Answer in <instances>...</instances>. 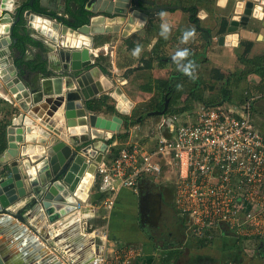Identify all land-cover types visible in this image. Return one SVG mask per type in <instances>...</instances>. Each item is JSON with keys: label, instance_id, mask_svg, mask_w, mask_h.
I'll return each instance as SVG.
<instances>
[{"label": "water", "instance_id": "1", "mask_svg": "<svg viewBox=\"0 0 264 264\" xmlns=\"http://www.w3.org/2000/svg\"><path fill=\"white\" fill-rule=\"evenodd\" d=\"M6 1L9 0H0V23H9L7 36L0 37V66L11 72L7 70L1 79L10 93L16 95L14 99L24 112L14 116L7 125L8 147L0 156V264H63L49 251L44 239L54 243L66 241L69 251L74 255L81 253L77 261L68 259L71 264H85L81 259H92L94 254L91 264H101L99 255L104 254V237L82 232L81 211L83 203L88 201L96 169V164L87 159L103 160L112 137L108 132H119L124 119L120 115L107 118L87 107L88 101L113 90L115 85L94 59L98 52L93 43L98 35L119 32L121 27L127 36L134 26L136 29L143 26L156 13L184 10V7L158 4L154 0H84L87 21L72 27L68 22L74 23L83 14H74V17L67 14V0H39L37 6V0L25 3L11 0L15 1L14 6H6ZM75 4L71 2L72 6ZM21 17L25 29L41 35L43 39L29 32L43 43L47 53V73L42 75L37 87L15 63L12 35ZM37 17L48 20L50 26L36 25ZM251 18H264V0L237 1L227 34L237 39L239 36L254 39L255 34L244 28ZM56 52L63 60L61 63L53 59ZM105 79L111 84L106 86ZM54 83L59 86L56 90H53ZM90 86L96 88L87 93L85 89ZM27 98L30 100L26 107ZM166 113L167 102L162 110L148 111L144 116ZM37 119L51 132L45 137L51 139L55 135L56 140L50 145L29 142L32 139L26 133L36 125ZM80 158L85 163L79 178L73 180L69 174ZM101 196L102 193L96 194L97 198ZM143 205L141 196V210ZM34 219L45 222L42 228L38 229V224L33 226ZM54 225L60 229L56 235H52Z\"/></svg>", "mask_w": 264, "mask_h": 264}, {"label": "crops", "instance_id": "2", "mask_svg": "<svg viewBox=\"0 0 264 264\" xmlns=\"http://www.w3.org/2000/svg\"><path fill=\"white\" fill-rule=\"evenodd\" d=\"M73 1L75 2V0H67L66 2L67 14L75 11L77 8L76 4L75 6L71 5V2ZM154 1L158 4L182 5L184 10L172 9L160 11L156 13L154 17H150L143 26L137 29L134 26L133 30H131L127 36L124 35L123 27H121L119 32L98 35L93 43L94 48H97V51L95 50V52L102 51L103 53H106L104 55H110L109 62L111 63V71L119 82V88L122 90L123 94L124 91L122 86H129V94L127 93L126 95L125 93L124 96H126L127 100L131 103H133V100L134 102L143 101L144 98L149 97V95L150 97H153L157 93L159 95L161 94V92L156 89H153L152 92L144 91L143 87L146 86L150 80L155 81L159 78H171L174 83L179 79H191L182 72H173L172 74L169 72L170 76L166 74L168 71H166V73L156 72L155 74L156 63H161L166 67L162 66L160 68L162 71L170 68V64L175 63L173 62V56H171L170 52L175 54L178 50L182 49H188L190 51L188 60L194 62L196 70L197 68L201 69L203 63H209L211 61L215 63H213V69L217 68L223 72H227V77L229 76L238 80L239 77L242 76V81H245V83L249 80L254 82L260 80V77L254 73L255 69L249 61L258 57H261V60L264 61V18H251L249 23L244 26V28L255 34L254 39H247L242 36H239L237 39L234 35L219 33L218 31V13L226 11L228 3H230L229 0ZM37 4H39V0H37ZM161 12L166 13L165 20L171 25L172 29L167 39L160 36ZM193 16H196L197 20H193ZM213 17L216 20V23L213 21L212 24H208V21L211 22V18ZM190 29L195 30V37L189 40L188 43H181L180 41L183 32ZM23 30L24 27H21V33ZM32 34L36 38L43 39L37 32L32 31ZM121 41L128 44L129 50H126V48L123 50L121 47L122 56L118 57L117 53L121 46ZM137 45H140L142 48L139 58H135L132 55L133 49ZM209 50L210 57L207 54ZM14 51L16 59L19 57V52L16 49H14ZM37 56H40L42 61L45 62L44 65L46 66L47 72V53L40 48L29 46L25 53V59L29 61L35 60ZM235 56L236 58H234ZM98 57L99 56L97 55L94 59L102 67V61L98 60ZM53 59H55L57 63L63 61L59 52L55 53ZM238 59L245 62L246 65L243 66L245 67V70L238 69L234 71V67L238 65L235 61ZM185 63H187V61H185ZM231 67L233 68V72L229 71ZM128 69L132 70V72H130V77L124 76V72ZM26 74L28 75V81L37 87L41 82L42 75L45 76L46 73H43L40 70H28ZM192 79L190 80L191 83L197 85V82L201 79L199 72L195 73V78ZM105 80H107L105 84L111 83L110 80ZM91 86L87 87V93H91L92 90H95L96 87ZM247 91L248 90L246 89L245 92ZM255 91L256 90H254L251 95L248 91V94L244 93L245 96H242V94L239 93V96L236 98L239 99V101H242L246 100V97L248 96L249 98L254 99L255 97H264V93ZM0 95L9 100L8 94L5 92H0ZM219 98L221 99L219 101L221 103H231L229 102L230 99H225L223 93L219 95ZM233 98L231 97V100H234ZM219 102L216 104H220ZM252 110L258 111V108L254 109V105H252ZM259 114V121L261 119L263 120L264 112ZM148 121L151 122L150 119ZM41 127V136L26 133L29 139H32L29 142H31V144L50 145L56 140V138H54L55 135L52 134L53 137L51 139L46 138L43 135H47V133L50 134L51 132L47 128L43 126ZM149 128L152 127L144 128L141 124L135 125L134 128H131L128 131V140L130 139L129 141H134L139 139L143 134L147 133ZM108 133L109 135L111 134L112 137L113 135L118 136V133ZM5 141L6 144L3 152L8 147L6 136ZM126 141L122 142L117 137L114 142L116 144L120 143L119 146L122 148ZM2 153H0V156ZM107 156L110 157V153ZM1 168L2 167L0 166V170ZM150 181V178H145L140 183L143 184ZM97 190L98 186L93 182V186L89 192L88 201L83 203V212L85 210V213L82 212L83 214L81 216L83 218L84 227L89 224L92 228L93 235L103 236L105 239L104 242H102L104 254L103 256L99 255V257L102 258L101 264H116L118 259L128 256L130 257L129 264H213L212 262L215 264H250V254H243L245 253L243 244H239L241 245L242 250L238 248L239 245L237 246L238 242L243 241H238L239 239H236L227 229L223 230L220 237L219 234L216 233L215 237L210 240H199L191 237L190 232L188 231L187 220L186 218H183V236L175 237V233H171V236L167 238V240L152 239L151 237L146 236L141 223L139 222V210H141L140 199L142 193L137 187L124 188L117 192L114 195L115 203L111 209H108L103 205L106 200V195L105 197L104 194L100 198L96 197V194L98 193L96 192ZM87 207H91L92 210L90 211L86 209ZM155 226L157 227L158 225ZM165 230L167 229H164V231ZM168 231H171L170 228ZM262 255L264 258V254ZM89 259L91 261V258ZM86 264H91V262H87ZM261 264H264V260Z\"/></svg>", "mask_w": 264, "mask_h": 264}, {"label": "built area", "instance_id": "3", "mask_svg": "<svg viewBox=\"0 0 264 264\" xmlns=\"http://www.w3.org/2000/svg\"><path fill=\"white\" fill-rule=\"evenodd\" d=\"M191 110L166 115L139 139L126 141L116 158L108 159L106 150L101 162L87 159L96 164L103 205L111 209L121 189L167 170L190 234L210 240L228 229L239 241L264 240V135L254 124L252 103H203ZM129 263V256L116 261Z\"/></svg>", "mask_w": 264, "mask_h": 264}, {"label": "rangeland", "instance_id": "4", "mask_svg": "<svg viewBox=\"0 0 264 264\" xmlns=\"http://www.w3.org/2000/svg\"><path fill=\"white\" fill-rule=\"evenodd\" d=\"M20 3H25L27 0H17ZM230 3H228V7L226 9V11H222L219 12V21H218V31L220 33L223 25L225 22H227V25L229 24V21L232 17V15L234 14V7L237 1L239 0H229ZM232 3V4H231ZM234 4V6H233ZM221 18V19H220ZM212 21H208V24H212L213 21L214 23H216V20L213 18H211ZM208 20V19H207ZM206 20V21H207ZM29 32H32L30 28L27 29ZM224 33H227L226 30ZM205 40V39H204ZM121 46L118 49V57L122 56V49L124 50L126 48V50L128 49V44L121 41ZM96 46V45H95ZM99 47V46H97ZM122 47V49H121ZM106 53H103L102 51L98 52V60L102 61L103 66L105 67L102 68L101 70H103V72L114 82V84L116 85V87H119V82L116 80V78L114 77L113 73H112V69L110 67L111 63L109 62L110 59V55H104ZM171 56H174L173 52H170ZM208 56L210 57V50L207 52ZM236 58V56L234 57ZM233 58V61H234ZM220 59V57H219ZM238 65L236 67H234V71L238 70V69H242L245 70V67H243L245 64L244 61H242L241 59H238L237 61H235ZM185 63V61H184ZM213 63L214 62H209V63H203V67L197 68V70L195 69V73L200 74L201 79H199V81L197 82V85H199L198 88H196L197 85L191 83V79H186V80H176L173 84H174V92L172 94V99H171V104L168 107L167 113L164 115H153L152 117H146L143 121H141L140 123H137V118L141 115H143L145 112H147V110L153 108V107H158L160 110L163 108V104L161 103V95L158 96V93L155 94L153 97L149 95V97H145L143 101H137L132 103V106L127 110V111H122V115H127L130 116L132 121L129 122L128 124L123 123L122 128L119 132H116V134H123L124 132H126V128H127V132L131 129L134 128L135 125L137 124H141L144 126V128L147 127H157L159 122L162 120L163 117H165L167 114H171L173 115L174 111H179L176 114H179L183 111H180L183 107L189 105L191 103V106L193 107L191 110V114L195 113L197 110H199V108L203 105L202 101H197V100H201L198 99V97H190L191 93L194 92L196 93L195 96H200L203 98H206V100L208 101V103H211L210 105H216V103H218L221 99L219 98V95L222 94L221 93V84L223 83V81L225 80V78H227V72H223L220 69H213ZM215 64V63H214ZM165 67L164 65H162L161 63H156V70H155V74L156 72H165L168 71V73H166L167 75L172 74L173 72H181L178 70L176 63H172L170 64V68H167L165 70H160L161 67ZM166 68V67H165ZM233 70V68L231 67V69H229V71L231 72ZM130 72H132L131 69H128L124 72V76H128L130 77ZM233 72V71H232ZM225 74V75H224ZM170 76V75H169ZM194 78H195V74H194ZM193 80V79H192ZM229 83H228V88L231 92L232 98L234 100H232L231 103H233V105H239L243 102L239 101V99H237L236 97L239 96L238 94L241 93L242 96H245V94H247L246 91V83L245 81L241 82L238 85H234L233 81L235 80L234 78H230L229 79ZM131 83V80H130ZM201 83V84H200ZM196 88V89H194ZM122 89L124 91V94L128 92L129 86H122ZM0 92H5L6 94H8L9 100H7L6 98L2 97L0 95V125L1 122L3 121H7V123L10 124L12 118L14 116H18L20 113L24 112L18 101L16 99L13 98V96L10 94L9 89L6 87L5 83L0 80ZM245 93V94H244ZM107 95L109 96L108 102L109 104H113L115 105V107L117 108V110H119V112L121 111L120 109H118V102L115 100V97L113 96V90L108 91V92H103L102 94H100L98 97L100 96H104ZM97 97V98H98ZM247 101V100H246ZM230 102V101H229ZM252 105H254V109L258 108V111H253L252 110V118L254 121V124L257 128L258 131H260L263 135H264V119L259 121L260 118V114L261 112H264V97H255V99H251ZM221 104V102H219ZM228 103V102H226ZM230 103V104H231ZM184 111H188V110H184ZM102 116H105L107 118H111L113 115H117V114H113L109 111H107L106 108H104L102 110V112H97ZM151 120L148 121V120ZM136 121V122H135ZM135 122V123H134ZM137 123V124H136ZM145 131V130H143ZM142 131V133H143ZM141 133V132H140ZM115 134V133H113ZM112 139V138H111ZM108 141V147L107 150L110 153V150H112V147H118L120 143H115L114 141L110 143V140ZM128 140V138L126 139ZM124 140V141H126ZM130 140V139H129ZM128 140V141H129ZM122 141V142H124ZM108 153V154H109ZM172 172L169 173V171L164 170L163 173L159 176H154V177H149L151 180H153L158 186H170L173 189L174 192V198H175V180H169L166 179L167 177H171L172 176ZM95 190V189H94ZM93 190V191H94ZM85 213V212H84ZM85 231L86 233H92V228L89 224L85 225ZM228 230V229H227ZM229 231V230H228ZM230 234L232 233V231H229ZM223 233V230L219 233V237L221 236L220 234ZM191 237L195 238L196 237L192 234H190ZM41 236V234H40ZM43 236V234H42ZM46 244L55 252L57 253L61 259H63L64 261H67L66 263H69L68 259L70 258V256H68L66 253L67 251L64 250V248H62V246L58 247V245L56 243L53 242V240L51 239H44ZM259 239L253 237L251 240H244L242 242L243 246H244V252L243 254H250V264H261V262L264 260V258L262 257V252L263 249H261V247L258 245L259 244ZM242 250V249H241ZM63 257V258H62ZM193 264V263H191Z\"/></svg>", "mask_w": 264, "mask_h": 264}, {"label": "trees", "instance_id": "5", "mask_svg": "<svg viewBox=\"0 0 264 264\" xmlns=\"http://www.w3.org/2000/svg\"><path fill=\"white\" fill-rule=\"evenodd\" d=\"M77 1H78V8H76L75 11H72L69 14L71 17H74V14L78 15V14L82 13L83 15L77 21H74V19H73L72 21H74V23L68 22V24L72 27L80 26V25L86 23V21H87V12L84 10V5H85L84 3L85 2H84V0H77ZM22 15H23V12L21 13V16ZM192 19L193 20L196 19V16H193ZM24 25H25V22H24L23 18L21 17V20L14 26V29H13L12 39L15 41L13 42L12 46L14 49H16L19 52V57H17L15 59V63H16V65L21 67V69H22L21 73L22 74L24 72H27L28 70H30V71L40 70L43 73H47L46 72V66L44 65L45 62L42 61L40 56H37L35 60L29 61V60L25 59V53H26L29 46L40 48L44 52H46V50H45L43 43L41 41L33 38L27 29L24 28L23 32L21 33V31H20L21 27H24ZM226 27H227V22L224 23L220 33H224L226 30ZM208 33H209V31H208ZM249 63L253 65V67L255 69L254 73H256L260 77V80L258 82H254V81L249 80L246 83V85H247L246 89L249 91L250 95L254 90H256L257 92H260V93H264V61L261 60V57H258L254 60L249 61ZM102 68L105 69L104 66H102ZM230 78L231 77L228 76L223 81V83L221 85V92L223 93V96L225 97V99H228V100L230 99L229 101L232 102V100H231L232 95H231V92L227 86L229 81H230L229 80ZM240 82H242V76H240L238 80L235 79L233 81L234 85H238ZM143 88H144V91H147V92H152L153 89H156L157 91L161 92V94H160L161 96H162V93H164L165 91L169 92V93L174 92V89H173L174 84H173L171 78H159V79H156L155 81L150 80L148 82V84L146 86H144ZM195 95H196V93L192 92L190 97H193V98L198 97V99H201V100H197V101H202L206 105H210V103H208V101L205 98L200 97V96H195ZM158 96H159V94H158ZM248 97H246V99H248ZM108 99H109V96H107V95L100 96L98 98H94V99L87 102V107L90 111H93V112H102V110L104 108H106L107 111H109L113 114L120 115L124 119V123L126 122V124H128L129 122L132 121L130 116L122 115L117 110L115 105L109 104ZM241 102L244 103V102H246V100H242ZM161 103L163 104L162 99H161ZM192 108L193 107L191 106V103H190L189 105L183 107L180 111L190 110ZM157 109H159V108L153 107V108L147 110V112L152 111V110H157ZM178 112L179 111H174L173 113L176 114ZM146 117H149V116H144V114L139 116L136 120L137 123H140ZM7 125H8L7 122H1V125H0V153H2L4 148H5V144H6L5 143L6 142L5 136H6ZM128 136L129 135H128L127 128H126V132H124L123 134H118V136L113 135L112 139L110 140V143L115 141V139L117 137L119 138L120 141H124L128 138ZM120 149H121V146H118L117 148L112 147V150L110 152V157H108V159L109 158H116ZM258 242H259L258 245L261 247V249H263L262 254H264V240L262 239V240H259ZM241 243L242 242H238L237 246ZM238 248L242 249L241 245H239Z\"/></svg>", "mask_w": 264, "mask_h": 264}, {"label": "flooded vegetation", "instance_id": "6", "mask_svg": "<svg viewBox=\"0 0 264 264\" xmlns=\"http://www.w3.org/2000/svg\"><path fill=\"white\" fill-rule=\"evenodd\" d=\"M75 3L78 8V1L75 0ZM35 5L37 6V2ZM198 87L199 85L196 86V88ZM246 93L248 94V91ZM172 94L165 91L161 96L162 107L164 108L167 102V110L171 104ZM251 99L253 98L248 97L246 100L252 103ZM136 187L141 191V196L144 198L143 209L139 210V222L146 236L156 240H167L171 233H175V237L183 236L184 219L177 209L173 189L170 186H158L153 180L143 184L139 183ZM169 228L171 231H168ZM164 229L167 230L164 231Z\"/></svg>", "mask_w": 264, "mask_h": 264}, {"label": "bare ground", "instance_id": "7", "mask_svg": "<svg viewBox=\"0 0 264 264\" xmlns=\"http://www.w3.org/2000/svg\"><path fill=\"white\" fill-rule=\"evenodd\" d=\"M15 2V1H14ZM14 2H12L11 0H9V1H6V6H14ZM41 20H43V21H41ZM35 24L37 25V24H45L46 26H50V22L48 21V20H46V19H43V18H40V17H37V20L35 21ZM8 26H9V23L8 22H3V23H0V37H2V36H4V37H6L7 36V28H8ZM2 53L3 54H6V50H3L2 51ZM7 68H4L3 66H0V79H1V77L2 78H4L5 76H6V74L7 73H10L11 72V69L10 70H8ZM6 71H7V73H6ZM2 80V79H1ZM109 84H111V83H108V84H106V86H108ZM58 84L57 83H54L53 84V90H56V89H58ZM86 92H87V87H86ZM93 91V90H92ZM91 91V92H92ZM23 92V91H22ZM89 92V91H88ZM20 94H22V93H20ZM16 96V95H15ZM15 96H13V98L15 97ZM113 96L116 98V100H117V102H118V107L124 112V111H127L130 107H131V105H132V103L129 101V100H127V98H126V96H124V94H123V92H122V90L119 88V87H116V85H114V89H113ZM29 100H30V98H27V100L24 102V104H25V106L27 107L28 106V104H29ZM18 117V116H17ZM38 121H40V119H37ZM38 121H36V122H38ZM42 121V120H41ZM43 123H46L45 121H42ZM41 126H43V127H45L43 124H41L40 122H38V124L36 123V125L35 126H32V127H30L31 129H29V133H32V134H36V135H42V132H41V130L39 129V128H42ZM46 128V127H45ZM44 136V135H43ZM108 136H109V133H108ZM47 138V137H46ZM102 149L103 148H105V145L103 144V143H100V145H99ZM84 163L85 162H83L82 161V158H80V159H78V161L76 162V164H75V166H73V168L71 169V171H70V174H69V178H72L73 180H76L77 178H79V176H80V171H81V167L84 165ZM89 179V177H87V180ZM86 180V181H87ZM86 209H88V210H92V208L91 207H87ZM83 211H81V215L85 212V210H84V212L82 213ZM36 219H34L33 221H32V224H33V226H37L36 224H38L39 226H37L38 227V229H40V228H42V226L44 225V223L45 222H36L35 221ZM54 228V229H53ZM53 234L52 235H56L57 233H59L60 232V229L56 226V225H54L53 226ZM82 232L84 233L85 232V227H84V225H82ZM36 236V238H39V235H35ZM40 241H42L43 243H44V241L43 240H41L40 239ZM58 246L60 245V247L62 246V248H64V250H66L67 252L66 253H68L67 255L68 256H70L71 257V260H73V261H77L78 259H80V254L81 253H79V254H73V252H71V251H69L68 250V248H67V246H66V241H60V242H55ZM47 247H48V249H49V251L53 254V255H55V257H57L58 259H60L61 261H63V264H67L66 263V261H64L63 259H61L60 258V256L57 254V253H55L46 243H44ZM103 256V255H102ZM94 257H96V255L94 254V256L92 257V259H91V261L93 260V258ZM70 259V258H69ZM81 260H83V262H85V264L88 262H91L90 261V259L89 258H83V259H81ZM101 261H102V258H101Z\"/></svg>", "mask_w": 264, "mask_h": 264}, {"label": "clouds", "instance_id": "8", "mask_svg": "<svg viewBox=\"0 0 264 264\" xmlns=\"http://www.w3.org/2000/svg\"><path fill=\"white\" fill-rule=\"evenodd\" d=\"M166 13L161 12L160 18H161V25H160V36H162L164 39H167L169 34L171 33V25L166 22L165 20ZM195 37V30H185L183 32V35L181 37V43H188L189 40L193 39ZM142 52V48L140 45H137L132 52L133 57L139 58L140 54ZM190 55V51L188 49H182L178 50L174 56L172 57L173 62L176 63L177 68L179 71H181L183 74L189 76L190 78H194L195 74V64L193 61L188 60V57ZM184 61H187V63H184Z\"/></svg>", "mask_w": 264, "mask_h": 264}]
</instances>
